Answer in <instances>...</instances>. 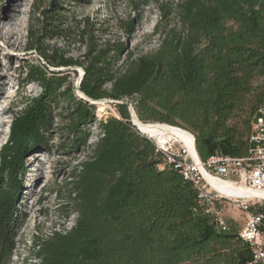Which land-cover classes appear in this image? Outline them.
<instances>
[{"label":"trees","instance_id":"obj_1","mask_svg":"<svg viewBox=\"0 0 264 264\" xmlns=\"http://www.w3.org/2000/svg\"><path fill=\"white\" fill-rule=\"evenodd\" d=\"M160 9L165 20V8ZM172 10L175 23H160L154 30L160 38L158 49L136 58L129 53L120 67L116 63L125 44H97L92 35L83 61L40 52L45 66H31L30 81L38 83L42 93L24 102L11 121L8 141L0 147V264H9L16 248V204L25 158L48 148L60 99L67 104L69 122L60 129L66 139L59 148L70 152L87 146L96 106L77 96L63 72L48 71L74 66L84 73L80 92L93 101H114L118 117L98 122L101 136L72 174L77 219L69 230L54 232L38 244L37 264L251 260L237 232L218 233L206 217L193 213L190 186L174 170L157 169L160 160L148 135L140 134L128 109L115 102L130 100L141 123L190 132L203 161L218 154L244 157L251 125L264 108V85L254 86L264 77V0H177ZM137 21H129L126 36ZM58 22L56 18L49 24V37L60 35ZM226 22L236 28L226 29ZM243 109L249 118L239 128L233 120Z\"/></svg>","mask_w":264,"mask_h":264},{"label":"rangeland","instance_id":"obj_2","mask_svg":"<svg viewBox=\"0 0 264 264\" xmlns=\"http://www.w3.org/2000/svg\"><path fill=\"white\" fill-rule=\"evenodd\" d=\"M175 2L177 0H2L0 147L8 141L11 121L24 108V102L42 93L40 85L30 81V67L45 66L41 51L46 50L48 54L57 52L58 57L83 61L92 35L97 39L94 40L97 44L104 40L125 44L126 50L116 63L120 67L129 53L136 58L150 56L158 49L160 38L154 30L160 23H175L172 10ZM135 6L138 8L136 12ZM161 6L168 15L165 20L161 19ZM50 17L53 19L50 20ZM56 18L59 20L60 35L51 38L49 24ZM132 19L138 21L133 25L131 35L126 36V26ZM225 28L234 30L236 26L226 22ZM48 71L63 72L67 83L74 87L82 73L77 66L48 67ZM263 85L264 77L254 82V86ZM99 107L105 111L99 113ZM96 108V121L88 127L90 137L87 146L70 152L62 151L59 144L66 139V135L61 134L60 129L69 120L67 104L60 99L53 113L55 119L48 135V148L36 149L25 158L16 204V248L9 264H37L38 244L50 238L54 232L63 233L73 227L77 214L71 201L72 174L98 142L101 136L98 122L112 116L118 117L113 103H97ZM248 118L249 111L243 109L237 113L233 123L243 128ZM257 208L264 212V203L258 204ZM222 213L232 232H238L243 227L245 212L229 206L223 208Z\"/></svg>","mask_w":264,"mask_h":264},{"label":"built area","instance_id":"obj_3","mask_svg":"<svg viewBox=\"0 0 264 264\" xmlns=\"http://www.w3.org/2000/svg\"><path fill=\"white\" fill-rule=\"evenodd\" d=\"M184 132L191 137L193 149L176 139L158 141L145 136L153 143L154 155L160 160L157 169L174 170L190 186L195 194L193 213L206 217L218 233L230 231L223 208L233 206L245 212V223L237 237L250 251L247 264H264V213L257 208L264 203V198L257 197L264 193V108L251 125L244 157L218 154L203 161L196 152L194 136ZM216 184L245 191L250 197L228 195Z\"/></svg>","mask_w":264,"mask_h":264},{"label":"bare ground","instance_id":"obj_4","mask_svg":"<svg viewBox=\"0 0 264 264\" xmlns=\"http://www.w3.org/2000/svg\"><path fill=\"white\" fill-rule=\"evenodd\" d=\"M103 111L105 110H103L102 107H99L98 112L101 113ZM136 124L143 134L150 136L152 135L151 137L155 136L157 138H160L158 141L176 139L184 142L189 147V149H193L191 143L192 139L184 132V130L176 129L165 124H144L139 121ZM216 185L218 188H220V190H222L224 193L228 195H232V196L236 195L239 197H250V195L245 191L242 190L235 191L223 184H216ZM257 197L264 198V193L257 195Z\"/></svg>","mask_w":264,"mask_h":264},{"label":"water","instance_id":"obj_5","mask_svg":"<svg viewBox=\"0 0 264 264\" xmlns=\"http://www.w3.org/2000/svg\"><path fill=\"white\" fill-rule=\"evenodd\" d=\"M83 75H84V73H83V71H82V73H81V75H80V77H79V79L77 80V83H76V85H75V92H76V94H77L78 97L82 98V99L85 100V101H88L91 105H94V106H96L97 103H103V102L114 103V101H111V100H105V99H104V100H99V101H93V100H90V99H88L87 97H85V96L80 92V90H79V85H80V82H81V80H82V78H83ZM115 103L120 104V105H123V106H125V107L128 109L129 114H130V118H131V123H132V125L136 128V130H137L140 134H142V132L140 131L139 127H138L137 124H136V123L139 121V119H138V117L136 116V113H135V111H134L132 105H131L128 101H125V100H123V101H116ZM142 135H143V134H142Z\"/></svg>","mask_w":264,"mask_h":264}]
</instances>
